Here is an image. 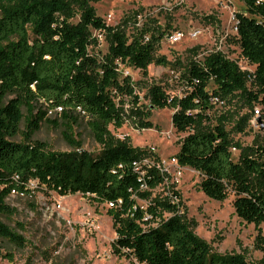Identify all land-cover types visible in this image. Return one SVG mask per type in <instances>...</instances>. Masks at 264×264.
Instances as JSON below:
<instances>
[{
  "label": "trees",
  "instance_id": "trees-1",
  "mask_svg": "<svg viewBox=\"0 0 264 264\" xmlns=\"http://www.w3.org/2000/svg\"><path fill=\"white\" fill-rule=\"evenodd\" d=\"M241 1L246 12L236 13V40L255 70L241 69L222 51L199 57L193 48L182 74L184 93L171 96L155 83L148 96L151 107L174 110V127L187 133L176 158L203 175L199 185L205 195L224 201L233 192L237 215L259 226L264 224V144L245 146L227 128L230 113H211L216 100L230 106L242 101L247 107L259 104L264 118V0ZM142 15L136 12L123 26H111L92 0H0V239L22 240L1 217L10 211L7 199L30 194V182L36 181L46 191L113 203L107 207L117 233L113 250L142 264H253L238 253H213L184 220L179 191L154 194L169 178L158 154L114 138L109 129L121 128L130 116L141 128L153 126L137 82L120 65L144 75L150 64L168 66L170 61L156 52L171 26L147 15L141 21ZM94 31L107 41L102 55L94 52L99 44ZM48 112L60 114L62 123ZM84 118L102 146L97 155L57 152L33 139L42 121H55L65 127L68 144L79 149L73 127ZM249 123L240 114L236 128L245 132ZM260 125L264 130L263 120ZM20 133L23 139L15 140ZM233 148L240 152L238 160ZM257 242L264 250L261 235Z\"/></svg>",
  "mask_w": 264,
  "mask_h": 264
},
{
  "label": "rangeland",
  "instance_id": "rangeland-1",
  "mask_svg": "<svg viewBox=\"0 0 264 264\" xmlns=\"http://www.w3.org/2000/svg\"><path fill=\"white\" fill-rule=\"evenodd\" d=\"M92 5L111 26H123V21L136 12L143 14L139 17L141 21L147 15L162 25L171 26L156 52L170 61L168 66L150 64L147 75H144L140 69L120 65L123 74L130 75L137 82L136 92L141 97V104L151 111L148 120L153 126L141 128L140 121L130 116L121 128L110 125L112 135L118 140L129 139L134 147L151 148L158 154L169 178L166 186H160L154 194L164 195L169 188L179 191L184 220L199 238L210 244L213 253H238L253 264H262L264 250L258 247L257 238L259 235L264 238V224L256 226L237 215L233 192L224 201L207 197L199 185L203 175L191 167L179 166L174 162L180 140L187 133L178 132L174 127V110L151 107L148 96L149 88L155 83L162 85L171 96L184 93L186 83L182 74L193 57V48L199 50V57L209 51H222L236 60L241 69L253 72L256 65L242 55L236 40V13L246 12L244 2L92 0ZM127 29L132 33V25ZM94 33L99 38L94 52L102 55L107 52V41L99 32ZM258 106L247 107L242 101L230 106L216 100L211 113L213 116L230 113L227 128L232 129L234 138L245 146L264 144V130L257 123L258 120L254 121V109ZM23 110L26 114L25 108ZM48 113L51 119L58 118L62 123L60 114ZM239 113L246 114L250 121L245 132L236 128ZM55 123L42 121L33 139L57 152L83 150L97 155L101 151L102 146L91 134L86 118L73 127L76 139L82 144L79 149L68 144L64 136L65 127ZM24 129L23 122L21 131ZM22 139L21 133L15 138L17 141ZM239 154V150L234 151L233 158L238 160ZM31 186L33 190L30 194L13 193L7 199L10 211L1 218L22 240L0 239V264H142L133 257L114 252L113 242L117 233L113 219L107 213V205H99L81 193L60 195L37 185ZM138 203L146 206L147 202L138 200Z\"/></svg>",
  "mask_w": 264,
  "mask_h": 264
},
{
  "label": "built area",
  "instance_id": "built-area-1",
  "mask_svg": "<svg viewBox=\"0 0 264 264\" xmlns=\"http://www.w3.org/2000/svg\"><path fill=\"white\" fill-rule=\"evenodd\" d=\"M236 28H237V26H236ZM237 32H238V31H237ZM56 110H58V111H56ZM56 110H55V112H60L61 108H56ZM256 120H258V121H257L258 124L261 123L262 120H263V124H264V118L262 119V108H261L260 106H258V107H256V108L254 109V121H256ZM232 150H233V152H234V151H236V148H233ZM174 162L180 166V164H179V162H178V159H177L176 157H175V159H174ZM164 170H165V168H164ZM165 171H166V170H165ZM31 185H37V184H36V181H31V182H30V186H31ZM31 187H32V186H31ZM106 205H107V207H112V206H113V203H107Z\"/></svg>",
  "mask_w": 264,
  "mask_h": 264
}]
</instances>
